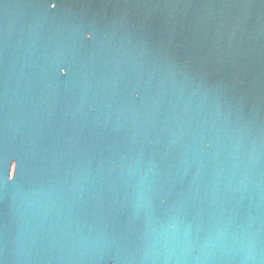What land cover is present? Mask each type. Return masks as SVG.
<instances>
[{"label": "water", "instance_id": "obj_1", "mask_svg": "<svg viewBox=\"0 0 264 264\" xmlns=\"http://www.w3.org/2000/svg\"><path fill=\"white\" fill-rule=\"evenodd\" d=\"M0 264H264V0H0Z\"/></svg>", "mask_w": 264, "mask_h": 264}]
</instances>
